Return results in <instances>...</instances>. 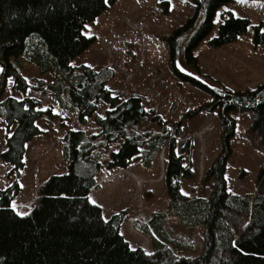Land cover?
Here are the masks:
<instances>
[{
  "label": "trees",
  "instance_id": "trees-1",
  "mask_svg": "<svg viewBox=\"0 0 264 264\" xmlns=\"http://www.w3.org/2000/svg\"><path fill=\"white\" fill-rule=\"evenodd\" d=\"M230 1L192 0L194 14L166 39L174 73L213 94L212 101L197 111L218 109L222 122L221 150L205 173V179L213 184L206 198L182 191V180L194 176L192 139L181 149L187 158L178 151L182 120L170 127L155 109L147 107L141 95L120 98L106 86L114 76L111 68L73 65V59L95 39L84 34L86 24L93 23L115 0H0V116L9 130L15 125L5 139L3 161L14 169L22 168L26 144L42 133L38 119L53 117L50 109L40 108V99L25 95L29 85L22 71L29 63L35 64L41 76L52 74L46 87L60 109L75 113L82 124L94 116L99 130L65 133L63 154L68 172L52 175L41 186L29 215L21 216L12 206L21 190L17 181L0 189V264H264V193L231 194L224 176L236 125L231 112H253L251 129L264 145V83L253 90H229L224 85L220 91L211 89L200 78L208 75L200 71L193 52L212 31L217 9ZM249 25L247 17L230 13L208 42L213 47L233 42ZM254 40L264 42L259 26ZM181 51L195 73L177 67ZM9 77L24 92L23 99L4 96ZM100 99L108 104L102 115L97 114ZM152 122L159 131L146 127ZM120 138L119 148L104 160L102 150ZM164 146L167 205L152 212L147 221L135 224L151 241L153 253L149 254L142 247H132L121 233L125 211L105 219L89 194L99 187L97 175L104 167L127 168L139 156L140 164L151 168ZM260 176L264 178V166ZM227 212L243 215V228L237 231ZM170 217H175L183 230L205 227L198 258L177 257L192 251L195 244L172 235Z\"/></svg>",
  "mask_w": 264,
  "mask_h": 264
},
{
  "label": "rangeland",
  "instance_id": "rangeland-1",
  "mask_svg": "<svg viewBox=\"0 0 264 264\" xmlns=\"http://www.w3.org/2000/svg\"><path fill=\"white\" fill-rule=\"evenodd\" d=\"M247 17V31L235 41L213 47L209 40L217 35L219 26L230 14ZM194 14L192 0H115L98 15L93 23L86 24L84 34L94 37L93 43L73 59V65H89L114 71L106 86L120 98L134 93L141 95L148 108H153L173 127L182 120V134L178 138V151L188 139L193 141L191 165L194 176L182 180V191L188 196L209 197L213 190L212 181L205 179L206 170L221 150L222 122L218 109H203L201 105L212 101L213 94L195 84L180 79L173 71L172 58L166 39ZM264 32V0H231L217 9L212 31L193 49L198 58L200 71L208 76L200 77L211 89L220 91L221 86L229 90H253L264 83V42H256L255 29ZM177 67L186 73L195 70L185 61L182 51L176 59ZM0 66V75H1ZM29 87L27 96L41 100L40 108L50 109L53 117L43 115L37 121L42 133L26 144L24 165L14 169L3 161L5 139L9 130L4 117L0 116V189L17 181L21 187L14 197L12 206L21 216H27L35 207L41 186L52 176L68 172V161L64 158L63 136L69 130L82 129L99 131L95 117L86 124L80 123L76 114L58 107L46 84L52 74L41 76L34 63L23 69ZM44 82V83H42ZM4 96L23 99L24 92L16 88L13 77H9ZM97 114H104L108 104L98 102ZM236 120L231 139L232 155L224 173L227 190L231 194L245 196L258 191L264 193V145L252 131L254 113L231 112ZM147 128L159 131L153 122ZM117 142L102 150L104 160L109 159ZM167 162L166 146L151 168L140 164L139 156L127 168L104 167L97 175L98 188L90 191L89 199L102 208L103 217L125 211L120 231L132 247H142L153 253L148 236L135 227L137 221H147L150 214L164 210L168 202L165 183ZM226 217L239 231L245 224L241 214L227 212ZM168 225L172 235L194 243L192 251L177 254L182 259L194 260L203 250L205 227L183 230L175 217Z\"/></svg>",
  "mask_w": 264,
  "mask_h": 264
},
{
  "label": "crops",
  "instance_id": "crops-1",
  "mask_svg": "<svg viewBox=\"0 0 264 264\" xmlns=\"http://www.w3.org/2000/svg\"><path fill=\"white\" fill-rule=\"evenodd\" d=\"M135 160V159H134ZM14 207V206H13Z\"/></svg>",
  "mask_w": 264,
  "mask_h": 264
}]
</instances>
